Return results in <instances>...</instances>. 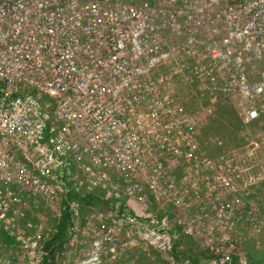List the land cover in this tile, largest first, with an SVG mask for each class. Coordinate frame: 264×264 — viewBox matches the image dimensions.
Returning a JSON list of instances; mask_svg holds the SVG:
<instances>
[{
	"label": "rangeland",
	"instance_id": "rangeland-1",
	"mask_svg": "<svg viewBox=\"0 0 264 264\" xmlns=\"http://www.w3.org/2000/svg\"><path fill=\"white\" fill-rule=\"evenodd\" d=\"M124 3L0 0V106L10 101L12 109L28 108L37 118L32 128L41 129L35 136L0 128V156L8 148L14 153L12 162L0 157V190L12 191L0 193V201L13 199L10 186L17 182L28 208L14 218L22 217L24 233L37 232L39 246L58 234L61 204L74 196L68 199L72 223L49 248L55 264H264V114L253 128L232 119L244 107L264 109V96L245 97L229 84L231 98L210 103L197 96L195 80L178 77L163 87L152 78H130L133 69L156 75L146 57L161 54L167 73L173 67L183 74L187 55L184 44H109L116 36L126 41ZM114 47L117 53L108 56ZM251 63L248 72L264 67V59ZM229 67L239 72L232 61ZM168 96L173 105L164 102ZM138 99L147 106L161 101L162 111L143 112ZM221 111H229L230 120ZM150 116L162 124L177 117L191 127L161 134L136 125ZM145 133L157 146L138 142ZM117 134L135 136L137 143ZM222 159L239 160L238 173L218 169ZM110 171L149 185L130 200L122 195V177L110 178ZM202 174L203 184L194 186L193 177ZM61 176L75 186H63ZM2 213L10 216L0 209V219ZM134 214L135 221L127 219ZM15 244L0 231L7 260Z\"/></svg>",
	"mask_w": 264,
	"mask_h": 264
},
{
	"label": "built area",
	"instance_id": "built-area-1",
	"mask_svg": "<svg viewBox=\"0 0 264 264\" xmlns=\"http://www.w3.org/2000/svg\"><path fill=\"white\" fill-rule=\"evenodd\" d=\"M124 1L125 3L122 5L120 18L124 21V34H122L123 37L126 38V41L116 36L111 38L109 44H184L183 50L187 55V61H185L186 65L182 69L184 71L183 74H179L173 67L169 68L168 71H170V73H167L164 66L163 68L161 67V65L166 63V55L164 56V54H161L159 58L146 57L148 65L157 70L156 75L150 77L143 71L133 69L134 71L130 75V78H141L146 80L152 78L159 82H163V87L178 77L195 80L199 84L197 87V96L205 100V102L210 101V103L216 102L218 97L231 98L229 93L232 90L229 84L236 86V89L244 91L245 97H252L254 94L264 96V67L261 70H253L252 72L246 70V65L249 63L252 62L251 65L254 67L258 62L264 59V0ZM115 33H121V31L116 30ZM162 37H165L166 40L164 41ZM195 47L196 51L194 52ZM118 48L114 47L108 50V56L116 54ZM244 53L246 57H242ZM194 54L196 57L192 58ZM144 55L151 54L146 52ZM188 59H190V61H188ZM119 60L120 59H112L113 62H117L118 64ZM230 61H232L239 70L238 73H233L231 71L229 67ZM226 84H228L227 87ZM2 92L3 90L0 88V93ZM168 98L169 100H164V102L172 104V98L169 96ZM7 102L8 103L5 105L0 106V128L7 127L13 134L26 133L31 130V133L33 132L35 136H39L41 133V129L38 128L39 124L32 128V124L37 121V118L30 116L31 111L28 110V108L12 109L13 102ZM137 103H139V109L143 112L153 110L162 111V106H160L161 101H155L148 106L145 105V101H141L140 99L137 100ZM261 113L264 114V109L256 105L244 107L240 112H237L241 125L246 128H253V125L257 122ZM262 124H264V122H262ZM136 125L145 126L147 128H159L161 131L164 130L161 134L175 132L178 128L191 127L190 124L180 123L177 117L169 118V124H162L156 117L153 118L152 116L143 121H136ZM115 127V120L108 125L111 131H113ZM116 137H118V140L137 143V137L135 136H131L126 140L121 137L120 134H117ZM152 137L151 134L145 133L143 138H138V142L157 146L156 143L149 140ZM0 141L3 140L0 139ZM112 141L114 140H110L109 142L112 143ZM157 141L160 145L164 143V140L160 137ZM217 143L220 144L219 141ZM14 145L15 144H13V146ZM6 151L7 152L2 153L0 157L12 162L14 159L12 148H8ZM161 151L165 157L169 155L168 151ZM222 161L223 163L218 164V166H216L217 164L210 166V169H215L216 166L218 169L222 170V172H224V169H222L223 167L227 172L232 173L236 171V173H238L236 168L241 167L239 160L227 162L222 159ZM126 174H128L129 178L135 177L134 175L131 176L129 172ZM108 175L110 178L113 176L122 177V181H124L125 184L122 188V195L127 196L130 200L131 198L138 199L145 191L146 187H148L147 185H149L147 182L139 180L130 182L124 178L123 174L117 173L116 171H110ZM202 176L201 179L198 176L193 177L194 186L203 184L204 174H202ZM61 180L63 186L68 188L75 186L73 181L64 176H61ZM10 187L13 190V194H11L13 195V199L9 201H0V209H7L10 211L9 217H6L3 213L1 214L3 217L0 219V231L5 234L6 238L7 236L8 238H15L17 244H15V250L11 253V260L5 258V248L0 245V264H45L44 257L42 258L44 246L50 239L55 237V235L50 236L45 244L38 246L37 232L35 234L28 232L30 233L28 236V233H24L26 224L20 223L22 217L18 220V218L15 219L14 216L19 212L23 215L24 210L28 208V202L23 198L22 195L24 191L19 187L17 182H13ZM101 187L106 189L103 184ZM88 189L89 190L86 191L91 193L92 188ZM0 193H3V196L5 193V197H7L8 194L6 193H12V191H8L6 187L4 190H0ZM112 193L113 192L108 193L106 197L110 196ZM193 197L197 200H202V197ZM67 204L69 208L71 200H67ZM128 205L131 206L129 203ZM125 217L122 219H125ZM59 218H61V216H59ZM135 218V214L133 217H127V219L132 221H135ZM154 221H156V219H150V222ZM136 222H138V220H136ZM181 222V220L178 221V223ZM71 223L72 215L70 217L69 226Z\"/></svg>",
	"mask_w": 264,
	"mask_h": 264
},
{
	"label": "trees",
	"instance_id": "trees-1",
	"mask_svg": "<svg viewBox=\"0 0 264 264\" xmlns=\"http://www.w3.org/2000/svg\"><path fill=\"white\" fill-rule=\"evenodd\" d=\"M224 111V110H223ZM223 111H221V113L223 112ZM223 114H225V117H226V119H228V120H230V117H228V115H230V113H229V111H228V113H224L223 112ZM219 118H221L222 120H223V117H219ZM233 120H234V122L236 123V122H240V120L238 119V117H236V116H234V118H232ZM86 197H90L88 194L86 195ZM72 198H74V196L72 195V194H67V198H65L64 200H63V202H62V214H61V222H60V224L58 225V234L57 235H55V237H53L52 239H50L48 242H47V244H46V249H48L49 250V248L52 246V245H54V243H56L55 241L58 239V237H60V236H62V234H64V232H65V230H66V228H67V226H69V223H70V217H71V212L69 211V208H68V204H67V200L68 199H72ZM52 253H53V251H50L49 250V253H48V255H47V260H49V261H47V264H55V262H54V260L52 259V258H49V255H50V257H52ZM250 257H251V255H250ZM256 263V262H255ZM258 263V262H257Z\"/></svg>",
	"mask_w": 264,
	"mask_h": 264
},
{
	"label": "bare ground",
	"instance_id": "bare-ground-1",
	"mask_svg": "<svg viewBox=\"0 0 264 264\" xmlns=\"http://www.w3.org/2000/svg\"><path fill=\"white\" fill-rule=\"evenodd\" d=\"M99 80V79H98ZM56 101V100H55ZM81 220V219H80Z\"/></svg>",
	"mask_w": 264,
	"mask_h": 264
}]
</instances>
